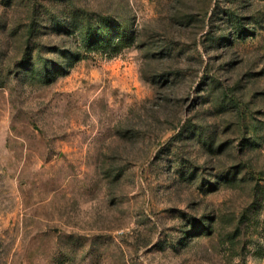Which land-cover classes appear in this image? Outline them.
<instances>
[{"label": "rangeland", "instance_id": "rangeland-1", "mask_svg": "<svg viewBox=\"0 0 264 264\" xmlns=\"http://www.w3.org/2000/svg\"><path fill=\"white\" fill-rule=\"evenodd\" d=\"M0 264H264V0H0Z\"/></svg>", "mask_w": 264, "mask_h": 264}, {"label": "trees", "instance_id": "trees-1", "mask_svg": "<svg viewBox=\"0 0 264 264\" xmlns=\"http://www.w3.org/2000/svg\"><path fill=\"white\" fill-rule=\"evenodd\" d=\"M81 20H82L81 22L77 21L76 17H74V19L70 23V26H73L74 28L73 31L71 32L75 33L76 39L80 38L81 40L80 42L88 48L92 46L106 47L108 49H112V51L114 52H119L122 50L123 47L129 46L133 42L132 35L123 36V37L116 36L113 40H111L109 32L110 30H113V28H116L118 26V25H110L111 22L106 23V25L102 23L103 27L101 26V29H98V27H96V25L93 26L90 21H86L84 19ZM74 54L76 56L79 55L78 52Z\"/></svg>", "mask_w": 264, "mask_h": 264}]
</instances>
